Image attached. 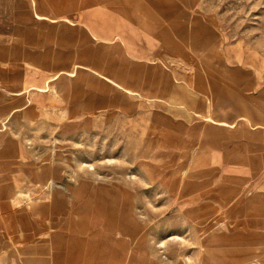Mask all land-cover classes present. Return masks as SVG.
<instances>
[{
  "label": "rangeland",
  "instance_id": "obj_1",
  "mask_svg": "<svg viewBox=\"0 0 264 264\" xmlns=\"http://www.w3.org/2000/svg\"><path fill=\"white\" fill-rule=\"evenodd\" d=\"M67 1L74 12L52 0H32V8L39 18L76 26L88 4L87 41L91 61L106 68L101 79L79 62L56 68L61 56L52 54L45 57L51 69L25 77L23 88L10 93L3 82L18 81L13 63L20 56L0 32V264H23L29 254L46 260L38 264H150L134 260L133 243L114 229L76 232L67 246L53 236L61 231L57 217L54 228L27 232L35 221L23 210L49 202L129 211L143 238L140 254L154 239L156 256L169 244L165 254L169 248L171 261L186 264L225 232L264 233V128L229 129L205 118L264 117V0ZM100 6L112 17L118 7L129 20L134 12L146 15L152 37L128 19H114L111 30L119 36L95 38ZM5 14L14 13L0 6ZM74 38L43 43L75 44L78 61L81 27Z\"/></svg>",
  "mask_w": 264,
  "mask_h": 264
},
{
  "label": "crops",
  "instance_id": "obj_2",
  "mask_svg": "<svg viewBox=\"0 0 264 264\" xmlns=\"http://www.w3.org/2000/svg\"><path fill=\"white\" fill-rule=\"evenodd\" d=\"M52 1L56 7H66L71 13L74 12V4L72 2L67 0ZM0 6L14 13L5 14L4 16L0 17V24L2 26L0 32H3L4 38H9L12 40L11 46L14 48L17 47L20 56L19 59L13 63V65H15L14 70L18 71L17 74L13 75L18 77V81L11 83L8 81L9 78H5L3 82V87L5 90H9L10 93L17 94V91L23 88L21 80H23L25 77L30 76L33 78H40V69H51V65L53 63L48 61L45 57L52 54H59L61 56V62L58 64V66H55L56 68H64L65 66L69 65V63L70 65H74L76 62H79L82 64L81 70L84 73L92 72L94 76H98L99 79L102 78L101 73L106 71L104 64L100 59L97 60L96 58L95 61H91L90 45L87 40L91 38L92 18L88 4L86 2L83 3L82 16L80 17L77 15L81 24L78 23L76 26L69 25L68 22H65L62 19L52 22L50 20L37 17V15L34 14V9L32 8V0H0ZM117 9L113 10L115 11V17H112L111 14L113 13L108 12L107 10H105L104 14L102 6L96 10L97 14L94 15L93 18V31L95 33V38H103L105 36L117 38V36H119L120 33H118V31L111 30L113 27L111 25L114 22V19L129 20V18L123 16L119 12L121 9L120 7ZM134 14L135 17H133L132 20H129L130 23H132L138 31L145 32L147 37H152L154 32L150 31V27L147 26V22H145L143 19V17H146V15H140L137 12H134ZM103 23L107 29H102ZM76 27L82 28L84 39L82 56L77 57V60L79 58L78 61L74 59V56H76L75 44L71 46H60L56 44L43 43V40L45 39L57 38L71 39L72 41H75L74 36ZM33 38L37 40L36 44L34 45L23 41V39L30 40ZM13 40H17V42ZM99 43L100 44H98V47H101L102 42ZM96 55H101L100 48L98 52H96ZM69 57H73L72 62H69ZM28 59H31L32 62H29ZM5 64L10 63L7 62ZM32 64L37 66H33ZM70 68L72 69L73 67ZM62 74L63 73L56 75V79H59ZM105 81H107V79H105ZM33 91H35V89L30 90V92ZM24 93L25 92H21L19 95ZM35 101L39 103L38 98H36ZM225 114L226 115L221 118L217 113H212L209 117L205 118L206 121L212 125L223 126L229 129L235 127L237 123H240V125L248 123L251 127L257 126L264 128V122L261 121L264 120L262 115L255 117L253 114L248 113V116L240 117L239 120H236L231 116V113ZM257 119L259 120L258 123L255 121ZM240 125L238 124V126ZM101 204L104 210H100V206L96 208L93 205H87L88 210H85L84 207H81L79 210H69L64 206H58L57 204L50 202L36 204L34 205V210H23L29 215V217H34L35 221L33 227L30 225L26 231L28 232V230H35V233H37L39 231L50 230L56 226V224L51 222V219L57 217L58 221L62 223L61 231L53 232V236H57L56 238H61L62 242H65L66 246L69 245L68 243L70 240L73 241L74 236H76V232H78V234L80 233L81 235H84L87 233L90 234L91 230H97L100 228L104 230L114 229L117 230L124 238L129 239L130 243H133L131 249L133 252L135 250L133 259L136 261H139L141 257H146L144 259L142 258V260H145L150 264H186V262H182L181 260L171 261L169 248L168 253L165 254V249L167 245L169 246V244H164L165 246H162L164 249L162 257L159 258L156 256L154 254V239L146 240V242H148L147 255H145V250H143L140 254L143 238L142 236L140 237L139 233L135 231V226L138 224L135 216L131 214V219L129 220V211L107 210L105 204ZM126 229L131 231V233H126ZM236 232L237 233L233 231L232 233L228 231L224 233V237H214L210 239L206 245V247L209 248L205 254L202 252L200 254L198 251L194 252L192 257L193 264H264V253L256 255L253 254L252 251L257 247L264 248V233H260L252 229L237 230ZM166 243L168 242L166 241ZM29 256L30 257L28 258H23V264H38L46 261L42 258H33L30 254ZM50 261L52 263L56 262L55 260ZM66 261L68 262V260ZM4 264L10 263L5 261Z\"/></svg>",
  "mask_w": 264,
  "mask_h": 264
}]
</instances>
